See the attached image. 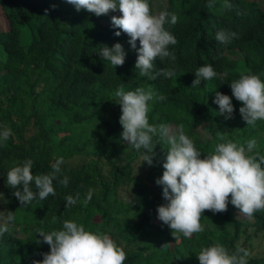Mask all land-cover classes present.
Wrapping results in <instances>:
<instances>
[{"label":"trees","instance_id":"16d2710c","mask_svg":"<svg viewBox=\"0 0 264 264\" xmlns=\"http://www.w3.org/2000/svg\"><path fill=\"white\" fill-rule=\"evenodd\" d=\"M153 2L149 0L155 14ZM209 2L163 0L155 5L178 17L175 25H165L178 43L169 48L174 63L154 61L155 68L172 67L174 76L150 81L135 68L137 52L128 36L114 34L118 29L111 17L121 15L118 9L96 16L76 11L66 0H0V130L12 132L0 144V215H15L0 237V264L42 260L49 246L36 242L42 241L37 230L59 229L66 219L110 235L127 253L125 264H199V250L214 241L232 250L249 249L248 264H264V213L249 218L230 197L227 211L205 210L203 232L175 239L156 211L166 203L155 180L162 175L167 144L160 140L155 145L157 155L149 166L121 137L116 89L121 84L126 90L151 87L166 99L149 102V122L184 125L202 156L222 142L221 134L240 144L255 139L254 151L264 155V120L247 125L230 88V81L248 70L264 81V0H229L231 10L223 8L224 0H211L212 7ZM221 29L237 38L228 45L217 42L215 34ZM116 42L126 56L123 66L112 67L98 52ZM203 64H211L218 78L191 87L195 70ZM217 91L232 98L229 119L213 102ZM58 157L64 159L59 177L67 176L68 186L54 181L55 196L20 206L6 172L30 158L32 172L46 174ZM32 188L36 191L34 183ZM89 189L92 199L84 205ZM76 193L77 203L65 207V197Z\"/></svg>","mask_w":264,"mask_h":264},{"label":"clouds","instance_id":"9594fccd","mask_svg":"<svg viewBox=\"0 0 264 264\" xmlns=\"http://www.w3.org/2000/svg\"><path fill=\"white\" fill-rule=\"evenodd\" d=\"M76 11L86 10L96 16L106 15L117 9L121 15L111 17L112 26L128 36V43L136 50L135 68L139 75L148 80L158 77L174 76L172 67L155 68L154 61L166 59L173 63L175 54L170 46L178 43L174 34L165 28L166 24L175 25L178 17L167 11L153 13L149 0H66ZM213 3L209 2L208 7ZM54 7V6H53ZM223 8L231 10L233 5L224 0ZM47 9L45 13H47ZM237 38L235 32L223 29L215 34V40L228 45ZM137 40L139 47L137 48ZM98 55L108 61L110 66H123L126 52L121 43L111 47L103 45ZM218 78V73L211 64H203L195 70V79L191 87L200 85L201 80ZM232 97L241 102L239 112L247 125H255L264 120V81L251 70L241 72L238 79L230 81ZM115 102L119 104L121 114L119 123L122 126L121 137L133 149L141 152V162L153 165L156 157L155 145L163 140L167 151L162 162L163 172L155 183L162 188V197L166 203L157 206L158 219L166 224L175 239L182 235L191 238L195 233L204 231L201 218L205 210L216 213L227 211L230 203L240 213L251 218L255 213H264V155L254 151L257 141L249 139L240 144L221 134L222 141L212 151L203 154L194 141L185 133L184 125L175 128L168 124H152L148 113L153 100L166 99L158 95L151 87H135L126 90L121 84L114 93ZM213 102L218 105L219 114L229 119L234 111L232 98L219 91ZM12 135L11 129L0 130V144L5 143ZM63 157H58L51 164V171L46 174L32 172L34 161L26 159L22 164L12 166L6 172V183L15 189L14 195L20 206H28L33 200H46L55 196L54 181L67 187L69 178L59 177ZM34 183L36 191H33ZM22 186V188H21ZM93 195L89 189L83 204L87 205ZM80 199V193L67 195L65 207H72ZM15 221V215L9 211L0 215V237L9 231V225ZM55 222V218L53 219ZM42 238L36 242L46 243L49 251L42 253L43 259L33 264H125L127 253L110 235L99 230L86 229L71 219L62 221L59 229L45 232L37 230ZM179 234V235H178ZM165 246H167L165 244ZM250 252L243 247L229 249L219 241L201 247L197 254L199 264H248Z\"/></svg>","mask_w":264,"mask_h":264},{"label":"rangeland","instance_id":"374dc122","mask_svg":"<svg viewBox=\"0 0 264 264\" xmlns=\"http://www.w3.org/2000/svg\"><path fill=\"white\" fill-rule=\"evenodd\" d=\"M162 2H163V0H154V2L152 3L153 8L155 9V13H159V12H160V10H157V9L155 8V5H156V4H161ZM0 19H1V18H0ZM3 22H4V21H3ZM0 24H2L1 21H0ZM198 131L200 132V134H201L202 136H204V134L202 133V130H201L200 128H198ZM73 161H77V159H74ZM248 250H249V249H248ZM252 250H254L255 252L259 251V249L256 248V242H255V241L252 242Z\"/></svg>","mask_w":264,"mask_h":264}]
</instances>
